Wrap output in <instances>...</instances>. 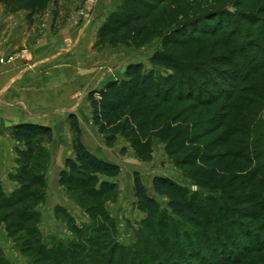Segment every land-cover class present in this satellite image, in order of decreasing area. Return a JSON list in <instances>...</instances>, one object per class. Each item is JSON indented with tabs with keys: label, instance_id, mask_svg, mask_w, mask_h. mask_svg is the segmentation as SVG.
Masks as SVG:
<instances>
[{
	"label": "trees",
	"instance_id": "trees-1",
	"mask_svg": "<svg viewBox=\"0 0 264 264\" xmlns=\"http://www.w3.org/2000/svg\"><path fill=\"white\" fill-rule=\"evenodd\" d=\"M61 1L0 0V4L12 14L26 12L27 22L33 24L50 5L57 6ZM168 1L123 0L99 29L98 46H130L135 43L152 28L158 11ZM235 32L226 34L219 31L207 35V39L217 41L211 57L204 62L198 60L194 65L173 52L157 53L150 62L154 68L169 72L165 76L147 72L140 63L132 64L127 67L123 80L113 81L99 92H91L92 121L100 133L106 135L107 145L112 147L121 136L131 141L140 158H149L152 153L150 134L158 125L160 135L169 140L167 154L174 159L182 158L181 164L191 170L202 188L214 189L223 176L234 175L235 181L241 184L238 190L248 196L246 199L257 195L260 186L264 185V164L251 169L255 155L261 157L255 147L258 140L251 137L252 123H248L250 128L247 132L242 127L232 126L229 119L234 111L239 112L241 120L247 117L244 116L246 114L256 119L257 111H247L249 107L257 109L264 103V33L251 35L263 43L251 39L247 46L248 55L245 47L232 42L234 37H239ZM247 61L252 64L240 65ZM248 82L250 84L246 85ZM245 95L251 97L245 98ZM187 102L191 105L181 106ZM221 102L219 109H212ZM176 104L180 106L179 112L165 117L164 107ZM70 120L75 132V156L66 160L59 183L69 193L81 195L89 202L88 212L97 227L89 230L92 236L84 237L86 247L59 246L50 251L40 247L41 214L36 207L47 199L43 140H53L54 132L50 127L35 124L14 126V138L24 144L23 149H17L18 170L11 177L18 187L6 195L0 185V213L5 212L3 221L10 224L9 230L14 229L15 234L24 235V252L28 255L29 264H166L163 262L166 254L182 256L185 263L192 264L190 260L197 255L190 253L189 260L182 249L168 247L169 241L166 240L169 231L175 228L173 224L178 227L180 224L183 228L203 226L210 209L193 202L181 186L164 177H155L153 187L158 196L168 200L166 212L159 211L156 200L148 196L142 178L135 175L137 206L148 214L137 233L135 248L120 247L112 240L105 246L101 243L110 222L103 210L104 198L116 189V185L108 180L119 177L122 169L90 152L82 141L77 118L72 115ZM100 177L108 180L103 181ZM240 199L237 204L252 203H244L246 199ZM260 207L254 208L255 215L248 217L251 221L263 216L258 209ZM219 208L228 218L235 213L227 203L222 202ZM231 220L230 225L236 227L237 223L233 218ZM228 226L226 228L231 229ZM221 236L217 232L216 239H221ZM197 264H264V245L245 248L240 258L222 257L217 262Z\"/></svg>",
	"mask_w": 264,
	"mask_h": 264
},
{
	"label": "rangeland",
	"instance_id": "rangeland-1",
	"mask_svg": "<svg viewBox=\"0 0 264 264\" xmlns=\"http://www.w3.org/2000/svg\"><path fill=\"white\" fill-rule=\"evenodd\" d=\"M122 2L123 0H62L57 6L50 5L42 15L51 19L55 18L51 26L53 33H61L66 29L73 30L70 37L64 33L66 34V38L62 39L64 49L74 47L76 44L74 35L77 40H80L81 36L85 40H94V52L91 55L94 79L86 87L85 97L80 101L83 115L74 116L82 131V141L88 150L107 162L119 165L122 169L121 175L115 179L108 180L105 177H100L101 180H108L116 185V189L104 198L103 210L110 222L108 233L102 237L101 243L105 246L108 244L107 241L112 240L120 247L131 250L135 248L138 242L137 233L140 231L142 223L148 219V214L137 206L134 194L135 175L139 174L145 184L148 196L158 203L159 211H167L168 200L155 193L153 187L155 177L173 180L187 192L193 202L202 203L203 206L210 209V213L206 215L208 220L204 221L201 227L187 226L183 228L180 224V227L173 224L175 231L173 228L169 231L168 240H166L169 241L168 247L182 249L189 260L190 253L197 255L199 259L193 257L194 259L190 260L192 264L202 261L217 262L222 257L240 258L245 248L264 245V185L260 186L257 195L248 199H246L248 196L238 190L241 184L235 181L236 176L234 175L223 176L214 189L202 188L192 176L191 170L181 164L182 158L174 159L167 154L169 140L160 135L158 125L152 128L150 134L152 153L149 158H140L131 141L121 136L117 137V141L112 147L108 146L106 135L100 133L93 124L89 94L101 91L113 81L123 80L127 67L132 64L140 63L147 72L154 71L165 76L169 72L154 68L150 62L157 53L173 52L187 63L194 65L198 60L204 62L206 58L211 57L214 44L217 41L206 38L213 32L221 31L227 34L236 31L235 33H238L239 37L238 39L234 37L232 42H237L245 47L246 54L249 55L247 46L251 39L257 43H263L256 39V36L254 38L251 35L264 33V0H169L158 11L152 28L135 43L130 46H98L99 29ZM0 6L3 7L6 14H12L3 5L0 4ZM27 53L28 49H20L7 59H1L4 62L1 63L0 60V63H12ZM216 53H220V51ZM245 64L249 66L252 62L240 63L242 66ZM248 84L250 83L248 82L246 85ZM246 85L241 87H246ZM222 104L223 102L212 109H219ZM189 105L191 103L187 102L181 106ZM260 107L257 109L249 107L247 111V113L257 111L256 119L252 118V115L246 114L244 116L247 117L241 120L239 112L236 111L232 112V117L229 119L232 126L242 127L247 132L251 127V137L258 140V146L255 147L261 157L255 155L252 170L264 164V103H261ZM179 110L178 104L168 105L164 107V115L171 117ZM71 116L68 119L67 131L70 144L68 142L67 148L61 146L59 138L55 134L53 140L49 141L47 138L43 140L46 158L41 160H44L43 170L47 182V199L38 205L36 210L41 214L40 247H44L48 251L59 246L81 245L86 247L87 243L84 241V237L92 236L89 230L97 227L92 220V214L88 212L89 202L81 195L69 193L59 183L66 160L73 159L75 156V132L70 120ZM248 123H252L249 128ZM14 140L22 147L16 146L14 149L15 166L9 175V181L14 183L16 188L7 193L0 183L6 195L11 194L18 187L11 177L15 176L18 170L17 149L24 148L23 143L18 142L15 138ZM241 148L238 147V149ZM240 198L246 199V202L242 201L244 203L248 201L252 203L237 204L238 200H241ZM222 202L227 203L228 208L234 209L235 213L232 212L234 214L230 218L224 212L221 213L222 210L219 207ZM259 205L261 207L258 209L263 216L259 215L258 220L253 222L248 217L255 215L253 214L255 213L254 208ZM216 206L218 207L216 208ZM4 215H6L5 212L0 213V264H29L28 255L24 252L25 243L22 240L24 235L22 233L15 234L14 229L9 230L10 224L3 221ZM231 218L237 223L236 227L230 225ZM70 220L72 221L70 222ZM227 225L231 229H227ZM217 232L222 235L221 239H216ZM230 234L232 236L226 239V236ZM172 255L166 254L163 262L166 264H187L181 259L182 256L173 257Z\"/></svg>",
	"mask_w": 264,
	"mask_h": 264
},
{
	"label": "crops",
	"instance_id": "crops-1",
	"mask_svg": "<svg viewBox=\"0 0 264 264\" xmlns=\"http://www.w3.org/2000/svg\"><path fill=\"white\" fill-rule=\"evenodd\" d=\"M54 20L40 16L30 24L26 13L6 14L0 6V60L28 49L24 57L0 63V183L7 193L16 188L9 175L15 166L14 149L22 147L14 140L12 128L20 124L50 127L67 148L69 116L83 115L80 101L94 79V40L82 36L77 40L74 35V47L64 49V33L70 37L73 30L53 33Z\"/></svg>",
	"mask_w": 264,
	"mask_h": 264
},
{
	"label": "built area",
	"instance_id": "built-area-1",
	"mask_svg": "<svg viewBox=\"0 0 264 264\" xmlns=\"http://www.w3.org/2000/svg\"><path fill=\"white\" fill-rule=\"evenodd\" d=\"M4 61L3 60H1V63H3Z\"/></svg>",
	"mask_w": 264,
	"mask_h": 264
}]
</instances>
